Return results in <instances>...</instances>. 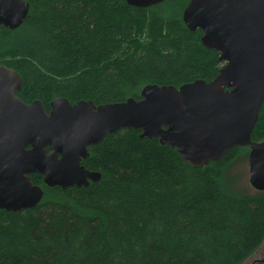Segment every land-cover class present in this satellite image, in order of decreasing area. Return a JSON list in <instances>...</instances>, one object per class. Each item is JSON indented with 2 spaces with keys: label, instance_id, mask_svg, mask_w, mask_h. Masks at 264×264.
<instances>
[{
  "label": "trees",
  "instance_id": "obj_1",
  "mask_svg": "<svg viewBox=\"0 0 264 264\" xmlns=\"http://www.w3.org/2000/svg\"><path fill=\"white\" fill-rule=\"evenodd\" d=\"M29 1L20 26L0 24V63L21 74L24 100L138 98L147 83L210 80L222 65L185 23L189 0ZM263 137L264 103L252 133ZM89 151L99 181L63 188L32 172L40 202L0 207V264H242L264 243V190L238 184L249 146L199 167L124 127Z\"/></svg>",
  "mask_w": 264,
  "mask_h": 264
},
{
  "label": "water",
  "instance_id": "obj_2",
  "mask_svg": "<svg viewBox=\"0 0 264 264\" xmlns=\"http://www.w3.org/2000/svg\"><path fill=\"white\" fill-rule=\"evenodd\" d=\"M161 1L127 0L139 7ZM29 8V0H0V24L20 26ZM183 19L190 29L203 30L206 47L220 52L222 65L210 80L147 83L138 98L102 103L56 95L47 111L41 100L17 95L22 76L0 63V207L19 210L40 202L45 190L32 172L63 188L99 181L102 172L82 159L91 144L124 127L157 137L199 167L234 146H249L250 183L264 190V137L252 138L264 103V0H189Z\"/></svg>",
  "mask_w": 264,
  "mask_h": 264
},
{
  "label": "rangeland",
  "instance_id": "obj_3",
  "mask_svg": "<svg viewBox=\"0 0 264 264\" xmlns=\"http://www.w3.org/2000/svg\"><path fill=\"white\" fill-rule=\"evenodd\" d=\"M237 167L241 170L240 178H238V184L241 187L247 188L250 191L254 190V187L251 185L249 180V161L248 159H241L238 161ZM256 258H264V244H262L252 255L245 259L242 264H253L256 261ZM256 264H264L263 261L257 260Z\"/></svg>",
  "mask_w": 264,
  "mask_h": 264
},
{
  "label": "flooded vegetation",
  "instance_id": "obj_4",
  "mask_svg": "<svg viewBox=\"0 0 264 264\" xmlns=\"http://www.w3.org/2000/svg\"><path fill=\"white\" fill-rule=\"evenodd\" d=\"M5 64V63H4ZM7 65V64H6ZM9 66V65H8ZM19 72V71H18ZM21 75V74H20ZM18 95V94H17ZM19 96V95H18ZM52 99V98H51ZM51 99L49 100V102H47L46 104L45 103H43V101H42V103H43V105H44V107H45V109L47 110V111H49L50 110V108H51ZM24 100V99H23ZM35 100V99H34ZM40 100V99H39ZM24 101H26V102H32L33 100H24ZM254 140H256V139H254ZM28 147H31V144H28ZM32 178V177H31ZM33 180V179H32ZM34 182V181H33ZM35 183V182H34ZM41 185V184H40ZM42 186V185H41ZM43 187V186H42ZM256 261L257 260H261V261H263L264 262V258H256L255 259ZM256 261H254L253 262V264H256Z\"/></svg>",
  "mask_w": 264,
  "mask_h": 264
}]
</instances>
